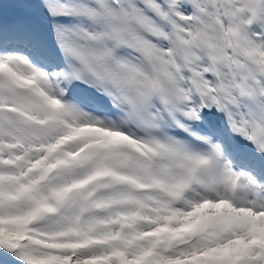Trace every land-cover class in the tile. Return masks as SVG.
Returning a JSON list of instances; mask_svg holds the SVG:
<instances>
[{"label": "snow or ice", "instance_id": "obj_1", "mask_svg": "<svg viewBox=\"0 0 264 264\" xmlns=\"http://www.w3.org/2000/svg\"><path fill=\"white\" fill-rule=\"evenodd\" d=\"M0 264H264V0H0Z\"/></svg>", "mask_w": 264, "mask_h": 264}]
</instances>
